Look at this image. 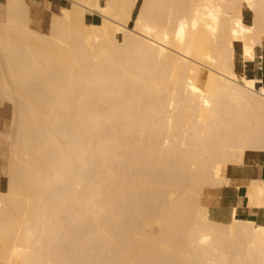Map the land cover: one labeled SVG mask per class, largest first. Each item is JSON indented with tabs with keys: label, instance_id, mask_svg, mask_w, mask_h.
<instances>
[{
	"label": "bare ground",
	"instance_id": "6f19581e",
	"mask_svg": "<svg viewBox=\"0 0 264 264\" xmlns=\"http://www.w3.org/2000/svg\"><path fill=\"white\" fill-rule=\"evenodd\" d=\"M68 1L0 19V264H264V223L205 201L264 153V0Z\"/></svg>",
	"mask_w": 264,
	"mask_h": 264
},
{
	"label": "crops",
	"instance_id": "0c3cea01",
	"mask_svg": "<svg viewBox=\"0 0 264 264\" xmlns=\"http://www.w3.org/2000/svg\"><path fill=\"white\" fill-rule=\"evenodd\" d=\"M25 2L29 6L31 24L34 25L33 29L37 31L43 30L46 23H49V19H51L53 14H58L62 8L69 7L68 0H25ZM6 4L7 0H0V19H2L4 15ZM46 6L47 9H52L58 13L51 12L50 15L49 10L45 8ZM86 20H88L87 22L90 24H99L101 22V18L98 15L88 16ZM241 71H243V67ZM248 76L255 77L256 75L254 73H248ZM258 76L263 78L262 80L264 84V61L263 70ZM6 107L10 108L7 104H0V188L2 181L5 178L8 158V146L5 143L3 135V129L7 126L8 121V116L5 112ZM227 178L230 180L229 185L208 191L205 201L212 212L214 213L215 211L214 214L217 217L221 219L223 218L222 220L227 222L229 220L231 210L236 209L238 217H243L247 220L250 219V221L260 224L264 223V209L260 210L249 208L245 205L247 182L253 179L264 180V153H249L246 155L244 165L229 166L227 168Z\"/></svg>",
	"mask_w": 264,
	"mask_h": 264
},
{
	"label": "rangeland",
	"instance_id": "374dc122",
	"mask_svg": "<svg viewBox=\"0 0 264 264\" xmlns=\"http://www.w3.org/2000/svg\"><path fill=\"white\" fill-rule=\"evenodd\" d=\"M68 5H70V4H68ZM46 9H47V6L45 7ZM47 10H49V9H47ZM49 14L51 15V12H55V13H58L57 11H54V10H49ZM88 16H91L90 14H88ZM87 16V17H88ZM246 19H247V21H249V16L248 15H246ZM50 20V19H49ZM250 22V21H249ZM31 26H32V28H34V25L33 24H31ZM47 26H48V23H46V25H45V27L43 28V30L42 31H44V32H48V28H47ZM242 60L241 59H239L238 61H237V70H238V72H241V69H242ZM240 70V71H239ZM261 72H259L258 73V75L260 74ZM260 77V76H259ZM0 103H1V105L3 104L1 101H0ZM5 112H6V115L8 116V121H7V124L10 122V108H5ZM4 138H5V136H4ZM5 143H6V145L8 146V140H7V138H5ZM207 194H208V192L206 193V196H207ZM206 196H205V198H206Z\"/></svg>",
	"mask_w": 264,
	"mask_h": 264
}]
</instances>
